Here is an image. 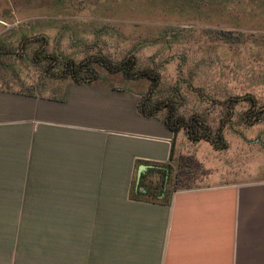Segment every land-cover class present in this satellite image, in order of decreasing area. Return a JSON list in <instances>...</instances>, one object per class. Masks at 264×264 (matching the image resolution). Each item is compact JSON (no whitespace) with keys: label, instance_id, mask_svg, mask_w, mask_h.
Wrapping results in <instances>:
<instances>
[{"label":"crops","instance_id":"obj_1","mask_svg":"<svg viewBox=\"0 0 264 264\" xmlns=\"http://www.w3.org/2000/svg\"><path fill=\"white\" fill-rule=\"evenodd\" d=\"M141 101L98 82L0 90V264H264V178L132 197L176 138Z\"/></svg>","mask_w":264,"mask_h":264},{"label":"rangeland","instance_id":"obj_2","mask_svg":"<svg viewBox=\"0 0 264 264\" xmlns=\"http://www.w3.org/2000/svg\"><path fill=\"white\" fill-rule=\"evenodd\" d=\"M132 58L133 78L99 62ZM83 62L98 83L163 106L162 119L172 102L185 123L201 122L204 138L181 128L167 173L146 179L160 202L264 178V0H0V90L60 96ZM144 70L159 75L154 88Z\"/></svg>","mask_w":264,"mask_h":264},{"label":"trees","instance_id":"obj_3","mask_svg":"<svg viewBox=\"0 0 264 264\" xmlns=\"http://www.w3.org/2000/svg\"><path fill=\"white\" fill-rule=\"evenodd\" d=\"M99 62L101 64H103L110 72H113V71L114 72H122L128 78H133L137 74L135 72V67L137 65V61L135 58L127 60V61L123 62L122 64H120L119 66H116V67H114L106 59L99 60ZM54 63L56 65L58 64V62L56 63V60H54ZM139 74H140L139 75L140 78L145 77V78L150 79L152 81L153 88L160 81L159 75H155V73H153L149 70L141 71ZM69 76L71 77L72 81L74 83H77V84H88V85H90V84L96 83L99 79V74H98L97 70L90 66V62H88V63L83 62L80 64L72 63L69 66ZM20 93L30 95V96L35 95V94L29 93V92H20ZM150 102H151L150 98L142 99V101L140 103V112L144 116L155 117L158 115V111L161 110L163 108V106H160L159 104H157L154 107H150ZM164 108L167 109V117L165 118L164 122L166 123V125L168 126V128L171 131H173L175 134H177L181 128L185 127V128H189V132H190L192 137L196 135L194 137L195 140H198L200 138L201 139L204 138L202 135H197L198 132L196 131L198 127L199 128L201 127V122L192 120L189 124L185 123L181 117L177 116L176 106L172 102H168L167 104H165ZM194 128H196V130ZM196 137H198V138L196 139ZM205 138L207 139L208 137H205ZM172 160H173V154L171 157V161ZM168 168H169V165L160 166V167H157L155 169V171L166 174L168 171ZM150 176L151 175H149L148 172L141 176V180H140V183L138 185L137 192L134 193L132 191V197L134 199H136V200H141V199L145 200L146 199V200H151V201H159L158 195L163 193V191L160 190L162 188L159 189L156 186L150 185V183H148L146 181V179H148ZM140 187L145 189V191L143 193L139 191Z\"/></svg>","mask_w":264,"mask_h":264},{"label":"water","instance_id":"obj_4","mask_svg":"<svg viewBox=\"0 0 264 264\" xmlns=\"http://www.w3.org/2000/svg\"><path fill=\"white\" fill-rule=\"evenodd\" d=\"M148 170V167L146 165H141L138 169V174H137V184L139 185L141 176L146 173Z\"/></svg>","mask_w":264,"mask_h":264},{"label":"flooded vegetation","instance_id":"obj_5","mask_svg":"<svg viewBox=\"0 0 264 264\" xmlns=\"http://www.w3.org/2000/svg\"><path fill=\"white\" fill-rule=\"evenodd\" d=\"M261 110H262V109H261ZM141 188H142V187H140V190H141ZM143 189H144V188H143ZM144 191H145V189H144Z\"/></svg>","mask_w":264,"mask_h":264}]
</instances>
